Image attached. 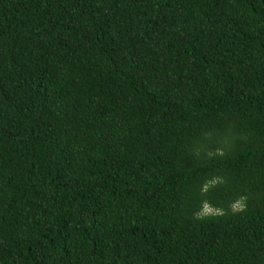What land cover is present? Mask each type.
<instances>
[{
  "label": "trees",
  "instance_id": "1",
  "mask_svg": "<svg viewBox=\"0 0 264 264\" xmlns=\"http://www.w3.org/2000/svg\"><path fill=\"white\" fill-rule=\"evenodd\" d=\"M0 264H264V0H0Z\"/></svg>",
  "mask_w": 264,
  "mask_h": 264
}]
</instances>
